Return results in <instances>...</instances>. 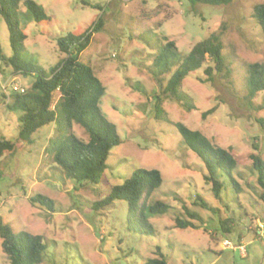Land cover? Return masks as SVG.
Returning <instances> with one entry per match:
<instances>
[{
  "label": "rangeland",
  "instance_id": "rangeland-1",
  "mask_svg": "<svg viewBox=\"0 0 264 264\" xmlns=\"http://www.w3.org/2000/svg\"><path fill=\"white\" fill-rule=\"evenodd\" d=\"M35 1L49 20L36 25L22 2L17 14L26 33L25 57L46 72L63 56L52 38L81 32L101 16L102 26L80 60L93 68L105 86L99 107L122 139L108 155L96 184L67 179L45 158L54 123L38 128L31 143L0 157V217L14 233L42 236L39 264H144L156 255L157 247L172 264H264V203L258 198L261 190L250 159L252 153L264 158V90L249 98L246 88L247 64L264 63V34L252 15L253 6L264 0H234L226 5H191L183 0ZM148 29H154L158 38L164 34L173 40L181 55L208 33L220 34L227 71L207 82L197 79L205 77L202 69L184 78L181 90L191 99L190 110L170 96H163L161 106L171 122L199 130L237 156L236 178L242 192L236 200L231 198L233 193L225 195L229 189L216 198L203 182L200 160L174 125L153 117L151 97L158 88L147 68L155 51L134 37ZM0 45L9 55L8 30L1 16ZM0 69V136L12 139L18 133L19 111L9 109L6 102L11 100L13 84L26 90L33 78L13 74L2 61ZM135 82L146 95L134 89ZM73 129L87 139L78 125ZM136 167L157 168L163 177L151 200H162L169 208L148 217L153 233L137 231L124 200L93 208L111 184L121 182ZM36 194L52 199L53 211L30 202ZM197 196L214 211L202 208ZM229 216L236 225L229 234L221 233L219 220ZM175 218L193 226L178 227ZM239 245L245 250L240 251ZM0 264H10L1 245Z\"/></svg>",
  "mask_w": 264,
  "mask_h": 264
},
{
  "label": "trees",
  "instance_id": "trees-1",
  "mask_svg": "<svg viewBox=\"0 0 264 264\" xmlns=\"http://www.w3.org/2000/svg\"><path fill=\"white\" fill-rule=\"evenodd\" d=\"M183 1L191 5H226L234 0ZM21 2L36 25L49 20L35 0H0V16L7 26L10 45L9 55L2 52L0 45V61L9 67L13 74L33 78L29 88L23 92L11 88V100L6 102V105L11 110L19 111V129L12 139L0 136V157L13 153L23 143H31V136L38 128L54 123V135L49 138L43 151L45 158L56 164L67 179L77 183L96 184L107 167L108 155L114 147L122 143L116 125L106 118L99 107L105 86L93 68L80 60V55L90 45L93 34L100 30L102 18L98 16L81 32H67L53 37L58 51L63 56L46 72L25 57L26 33L17 14ZM82 4L102 9L99 4ZM252 15L264 34V2L253 6ZM157 35L154 29H148L134 36L155 51L152 54V63L147 68L158 88V92L151 97L153 117L174 125L186 147L200 160L204 168L203 182L209 186L212 194L220 198L222 193L229 189L225 195L231 196L233 193L231 198L234 201L242 192L236 178L237 156L230 149L210 141L199 130L190 129L182 122H171L161 106L163 96H170L182 107L190 110L193 107L190 104L191 99L181 90L184 78L202 69L205 77L197 79L207 82L212 81L222 71H227L220 34L208 33L183 55L179 54L173 40L164 34L160 38ZM160 39L162 44L159 43ZM151 42L155 47L150 46ZM246 72L247 96L252 98L264 90V63H248ZM166 74L168 77L164 81ZM132 86L146 95L139 82L133 83ZM74 124L82 128L87 139L77 136L73 129ZM250 159L251 171L255 174L256 183L261 190L258 198L264 203V158L258 153H252ZM162 181L159 169L136 167L121 182L111 184L108 193L96 201L93 208L105 207L115 199L124 200L128 206L127 216L136 221L137 231L153 233L154 227L148 217L164 214L169 208L162 200H151L152 192L160 187ZM197 199L202 208L214 211L201 197L197 196ZM29 201L53 211V200L47 196L36 194L29 197ZM187 213L193 218L198 217L195 212L187 210ZM175 225L182 228L193 226L191 222L179 218H175ZM235 225L236 220L231 216L219 220V230L224 234L232 232ZM0 245L10 264H39L42 260V236L25 231L14 233L1 217ZM157 249L156 255L147 258L144 264H172L158 247Z\"/></svg>",
  "mask_w": 264,
  "mask_h": 264
},
{
  "label": "built area",
  "instance_id": "built-area-1",
  "mask_svg": "<svg viewBox=\"0 0 264 264\" xmlns=\"http://www.w3.org/2000/svg\"><path fill=\"white\" fill-rule=\"evenodd\" d=\"M12 88H13L14 90H16V91H19V92H23V91H24V88H23V87L18 86V85H16V84H13ZM260 226H262V225H260ZM239 250H240V251H244V250H245V249H244V246H243V245H239Z\"/></svg>",
  "mask_w": 264,
  "mask_h": 264
}]
</instances>
